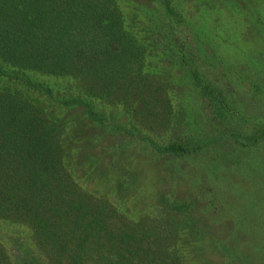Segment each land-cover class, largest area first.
<instances>
[{
	"label": "trees",
	"instance_id": "trees-1",
	"mask_svg": "<svg viewBox=\"0 0 264 264\" xmlns=\"http://www.w3.org/2000/svg\"><path fill=\"white\" fill-rule=\"evenodd\" d=\"M160 2L169 19L178 16L172 0ZM128 14L122 0H0V221L25 231L22 240L0 238V264H182L168 217L193 202L159 195L163 214L130 218L71 167L88 152L80 138L92 146L103 134L95 124L108 104L152 155L191 152L182 138L157 140L173 120L170 88L149 69L153 46L130 30ZM185 65L205 101L223 103Z\"/></svg>",
	"mask_w": 264,
	"mask_h": 264
},
{
	"label": "rangeland",
	"instance_id": "rangeland-1",
	"mask_svg": "<svg viewBox=\"0 0 264 264\" xmlns=\"http://www.w3.org/2000/svg\"><path fill=\"white\" fill-rule=\"evenodd\" d=\"M172 4L178 16L169 19L160 0H122L130 30L153 46L149 69L170 88L173 120L157 140L183 139L191 152L152 155L121 108L108 104L101 106L107 118L95 124L103 134L92 146L80 138L79 150L88 152L71 167L130 218L163 214L159 195L193 202L194 210L168 217L180 230L182 264H264V0ZM185 63L223 103L205 101ZM24 232L0 221V238L22 240Z\"/></svg>",
	"mask_w": 264,
	"mask_h": 264
}]
</instances>
